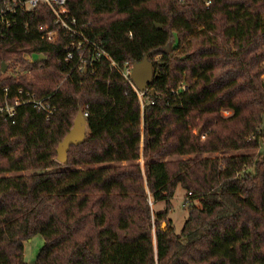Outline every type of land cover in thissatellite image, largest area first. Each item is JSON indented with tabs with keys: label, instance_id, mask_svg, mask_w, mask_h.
Masks as SVG:
<instances>
[{
	"label": "trees",
	"instance_id": "trees-1",
	"mask_svg": "<svg viewBox=\"0 0 264 264\" xmlns=\"http://www.w3.org/2000/svg\"><path fill=\"white\" fill-rule=\"evenodd\" d=\"M67 6L119 68L161 57L140 96L108 59L71 68L68 38L42 37L55 27L47 6L7 15L0 105L4 87L22 89L55 113L25 103L12 123L0 112V264H264V0ZM3 62L29 77L3 74ZM79 110L85 139L61 163L56 147ZM177 186L188 204L179 234L167 217ZM37 234L27 263L23 242Z\"/></svg>",
	"mask_w": 264,
	"mask_h": 264
},
{
	"label": "built area",
	"instance_id": "built-area-1",
	"mask_svg": "<svg viewBox=\"0 0 264 264\" xmlns=\"http://www.w3.org/2000/svg\"><path fill=\"white\" fill-rule=\"evenodd\" d=\"M41 5L51 9L55 25L53 29L45 31L42 37L50 42L55 41L59 34L68 38L64 61L71 63V68L81 71L88 66L92 67L94 62L99 59L105 58L109 60L111 66L119 69L123 78L134 86L131 79L132 63L125 62L123 67L119 68L101 43L90 38L78 24L76 17L71 14L67 6V0H0V24L3 27L9 26L15 23V19L11 20L7 15L12 16L18 10L21 12L33 11ZM206 5H209V1ZM22 96V89H18L16 95L9 97L8 87H4L0 112L5 119L14 123L16 107L25 103H29L33 108L41 111L47 119L55 113V107L50 103L49 97L37 98L34 93L28 92L25 97ZM83 116H87L86 111L83 112Z\"/></svg>",
	"mask_w": 264,
	"mask_h": 264
},
{
	"label": "rangeland",
	"instance_id": "rangeland-1",
	"mask_svg": "<svg viewBox=\"0 0 264 264\" xmlns=\"http://www.w3.org/2000/svg\"><path fill=\"white\" fill-rule=\"evenodd\" d=\"M172 43L173 45H175L176 42L174 41ZM160 57H161V54H158V55L151 56V59L155 60L156 62V60L159 59ZM4 63L6 64L7 68L4 73L2 72L3 74L9 75V74L15 73L14 75L16 77H18L19 75H27V77H29L28 75L30 74V71H23L22 67L19 64H13V63L8 64L7 62H4ZM133 87L136 89L137 94H139L140 96L144 93V91H140L135 84ZM223 113L226 115L229 113V111H223ZM255 151L256 152L260 151V153H264L263 147H260L258 150H255ZM216 155H217L216 153H212L211 157L216 156ZM13 174H17V173H8L7 175H13ZM184 197H185V191L180 186H177L175 190V194L173 198L171 199V208L167 216L169 219V224L172 227H174L176 234L180 233L183 223L188 216V210H187L188 204L184 201V199L186 200V198ZM147 204L149 205L152 211H155V210L161 211L164 209L163 201H157L154 203L153 200L148 197ZM162 223L166 226V228L168 227L167 221L161 222V225ZM42 245H43V238L39 234L34 235L28 240H25L23 242L24 260L27 263H33Z\"/></svg>",
	"mask_w": 264,
	"mask_h": 264
},
{
	"label": "water",
	"instance_id": "water-1",
	"mask_svg": "<svg viewBox=\"0 0 264 264\" xmlns=\"http://www.w3.org/2000/svg\"><path fill=\"white\" fill-rule=\"evenodd\" d=\"M157 28H160V24H156ZM153 53H146L142 60L132 63L131 79L140 91H146L152 81L154 74L155 60L151 59ZM40 59L42 56L39 57ZM6 64H1V71H6ZM87 133L85 117L81 110L73 120L71 129L65 134L62 140L56 147V159L61 163H66L68 160V150L71 145H78L85 139ZM166 226L162 223L161 229H165Z\"/></svg>",
	"mask_w": 264,
	"mask_h": 264
}]
</instances>
